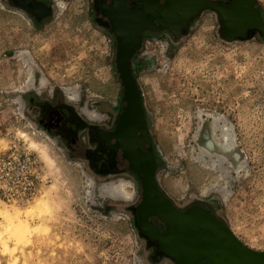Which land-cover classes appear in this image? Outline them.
Returning a JSON list of instances; mask_svg holds the SVG:
<instances>
[{"label": "rangeland", "instance_id": "374dc122", "mask_svg": "<svg viewBox=\"0 0 264 264\" xmlns=\"http://www.w3.org/2000/svg\"><path fill=\"white\" fill-rule=\"evenodd\" d=\"M64 2L36 27L0 0V264H146L119 208L130 202L101 192L113 179L95 180L31 116L30 97L65 99L64 88L80 108L108 115L123 105L114 39L94 23L90 0ZM255 2L264 18V0ZM132 68L147 80L145 119L176 197L166 193L209 201L238 240L264 252V36L226 41L207 10L174 42L145 38ZM225 129L232 164L217 147Z\"/></svg>", "mask_w": 264, "mask_h": 264}, {"label": "flooded vegetation", "instance_id": "af4514ba", "mask_svg": "<svg viewBox=\"0 0 264 264\" xmlns=\"http://www.w3.org/2000/svg\"><path fill=\"white\" fill-rule=\"evenodd\" d=\"M56 1L64 0H5V3L27 13L32 24L38 27L51 18ZM179 1H187L190 5L183 6ZM233 1L210 0L220 7L217 11L209 6L199 10L194 0H90L94 23L114 39L115 58L122 27L135 43L129 56L131 68L132 59L145 38L166 37L174 42L184 36L207 10L215 13L219 34L226 41V37L240 32H244V36H236L234 41L261 39L264 27L258 26V18L261 16L263 23L264 18L257 3L251 6L238 0L243 3L239 9L242 16L230 23L237 12L231 7ZM198 10L199 13L194 14ZM68 102L52 94L49 97L32 96L28 106L37 127L69 159L84 164L95 180L124 178L132 182L134 195L126 210L135 222L146 264H259L258 260L264 261V252L254 255L243 249L221 224L214 221H222L227 228L209 201L189 198L178 203L166 193L159 181L161 161L149 131L150 143L138 126L122 136L117 131L125 106L123 99V105L113 113H100L105 118L97 122L80 114L77 103ZM146 128L148 130L147 123ZM158 192L175 209L170 224L166 217L161 218L151 208L153 203L159 202ZM145 206L149 212L144 219L137 212ZM170 235L172 240H168Z\"/></svg>", "mask_w": 264, "mask_h": 264}, {"label": "water", "instance_id": "95a60500", "mask_svg": "<svg viewBox=\"0 0 264 264\" xmlns=\"http://www.w3.org/2000/svg\"><path fill=\"white\" fill-rule=\"evenodd\" d=\"M244 2L249 3V5H253L255 0H243ZM179 3H183V6H189L190 3L187 1H179ZM194 3L198 5L199 10L204 7H212L213 9L220 11V7L218 5H215L210 2V0H194ZM241 2H238V0H234L231 4V7L234 8V10H237V12L231 17L230 23L233 20L239 19V17L242 16L241 11ZM199 10L194 13L197 14L199 13ZM193 14V15H194ZM27 19L28 15L25 14ZM258 23L259 27H264V23L261 20V16L258 18ZM229 28L231 29V25H228ZM264 33V31H263ZM236 36H244V32H240L237 34L230 35L226 37V39L230 42L234 41V38ZM133 40V38H132ZM137 38L135 39V41ZM135 46V43L133 44L132 41L128 38L127 33L124 31V28H121L120 35L118 37V49L116 52V69L119 75L120 79V84L123 89V95L122 99L125 102V106L123 107V111L121 113V117L117 126V131L118 133L122 136L128 132L130 129V132H133L134 129L138 126L140 127V130L142 134H144L147 142L150 143L149 137H148V130L146 128V122L144 119L145 116V107L144 103L142 101V89L139 84L138 79L135 77L134 72L132 68L129 65V56L131 51L133 50ZM67 157V156H66ZM158 198L159 202L153 203L152 204V209L155 214L160 216L161 218L166 217V222L170 224L173 222V216L175 213V209L172 206V204L166 199L160 192H158ZM122 210H126L125 206H120L119 207ZM148 209L147 207H141L138 209V216L142 215L144 217L148 214ZM218 214V213H217ZM218 216L224 221V219L218 214ZM212 218V217H211ZM214 219V218H213ZM215 222H218L219 224L222 225V229H225L226 233L233 238L239 245L243 247V249L247 250L250 253H253L254 255H262L263 252L261 251H256L254 249L248 248L242 244L240 240L236 238V236L232 233L231 229L227 226L222 224V221L218 219H214ZM168 240H172V236H168ZM259 264H264V261L262 262L261 259L258 260Z\"/></svg>", "mask_w": 264, "mask_h": 264}, {"label": "bare ground", "instance_id": "6f19581e", "mask_svg": "<svg viewBox=\"0 0 264 264\" xmlns=\"http://www.w3.org/2000/svg\"><path fill=\"white\" fill-rule=\"evenodd\" d=\"M55 9L56 11L59 13L60 11H62L65 7V2L64 1H56L55 3ZM25 19V18H24ZM210 24V17L208 15H205L201 18L200 20V24H199V28H207ZM166 44V43H165ZM165 46V45H164ZM160 51L162 52L163 49V45L159 47ZM21 58L24 59V62L26 63H31L32 58L26 54L25 51L21 52V54L19 55ZM30 60V61H29ZM138 81L141 85V87H145V94H147L148 96V88H147V80L144 76H139L138 77ZM43 80L41 81L40 85H42ZM75 91V90H74ZM50 90L48 91V95L50 94ZM62 92L65 96V99L69 102L72 103H77L79 101V98L77 96V92H72L70 91V89H62ZM36 93L38 94L39 91H36ZM45 97V96H44ZM68 102V103H69ZM80 114H82L83 116H85L87 119L92 120V121H102L105 116L101 115L100 113H98L96 110H90L88 109L86 106H83L82 108H80L79 110ZM215 121V120H214ZM105 122V120H104ZM216 122V121H215ZM217 125V124H216ZM213 127V126H212ZM216 128V127H215ZM222 131V130H221ZM228 131H231L229 129H225V131L223 134V138L224 140L218 141V145L217 147L219 149H221L223 152H225V155L222 154V156L226 157V159L229 160V162H231V164L234 162L233 160L236 158L237 153H235L232 150L233 145L231 143H233L231 141H229V139H227L229 133ZM215 134V133H214ZM232 136V135H231ZM218 137V136H217ZM221 137V136H220ZM215 138V137H214ZM226 138V139H225ZM229 138V137H228ZM233 139V138H232ZM213 140V139H212ZM219 140V139H218ZM54 142V141H53ZM206 147V146H205ZM209 147H211V149H213L215 147V145H210ZM213 147V148H212ZM236 148V147H234ZM207 149V148H206ZM209 150V149H207ZM211 151V150H210ZM207 153V152H206ZM210 153V152H209ZM211 154V153H210ZM221 154V153H220ZM65 155V152H64ZM213 155V153H212ZM211 155V156H212ZM215 156V155H214ZM221 156V157H222ZM220 156H217V158ZM220 159V158H219ZM77 166H80L81 168L83 167V164L80 162H76ZM234 166V165H233ZM236 166V165H235ZM161 184L162 186L165 188V190L172 196V197H176L174 194V188H173V184L170 180L165 179V178H160ZM135 190V189H134ZM101 192L103 195L109 196L110 198L119 200L121 202H131V200L133 199V185L132 182L124 179V178H120V179H113L108 183H105L104 185H102L101 187ZM135 197V196H134Z\"/></svg>", "mask_w": 264, "mask_h": 264}]
</instances>
